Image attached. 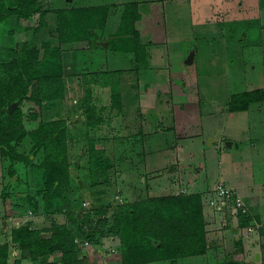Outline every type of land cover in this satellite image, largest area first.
<instances>
[{
    "label": "rangeland",
    "instance_id": "1",
    "mask_svg": "<svg viewBox=\"0 0 264 264\" xmlns=\"http://www.w3.org/2000/svg\"><path fill=\"white\" fill-rule=\"evenodd\" d=\"M40 1L44 8L111 3L105 25L95 28L97 41L109 45L73 50L61 43L72 49L64 52L65 96L40 111L41 119L65 123L62 142L71 170L58 186L70 202L64 201L54 212L43 211L44 198L38 192L41 169L36 165L42 154L32 150L29 137L24 136L18 148L30 154V162L0 153V242L11 240L15 226L29 224L49 236L52 221L69 222L67 212L77 216L89 205L107 206L104 215L94 214L97 241L83 244V239L75 238L87 264H112V248L119 243L113 219L120 203L195 191L206 199L209 187L220 180L231 182L234 176L239 181L250 178L252 185L261 181L256 189L264 195V100L251 102L246 110L228 109L237 92L264 87V0ZM38 17L35 13L34 21L24 24L37 25ZM56 23L50 12L48 25L40 31L28 28L10 34L14 17L0 20V58H5L7 46L23 40L36 45L58 40ZM135 38L145 45L147 66L136 64ZM191 50L195 54L189 62ZM88 88L94 114L100 117L89 126ZM28 105L18 106L26 127L32 128L39 118L31 119ZM228 140L232 148L226 145ZM92 142L105 155L106 163L96 170L88 157ZM5 186L11 198L9 214L2 198ZM27 195H35L37 210ZM218 210L225 216V209ZM217 221L222 222L219 214ZM236 232L241 237L248 234L242 226ZM220 252L224 256L214 264H228L229 254ZM57 257L34 260L27 249L13 243L9 254L11 264L15 260L46 264Z\"/></svg>",
    "mask_w": 264,
    "mask_h": 264
},
{
    "label": "trees",
    "instance_id": "2",
    "mask_svg": "<svg viewBox=\"0 0 264 264\" xmlns=\"http://www.w3.org/2000/svg\"><path fill=\"white\" fill-rule=\"evenodd\" d=\"M110 5L111 3H102L44 8L40 0H0V20L12 15L16 21L8 29L10 34L15 30L18 32V29L28 28L38 32L48 25V13L56 15L55 33L58 40H42L39 45L23 40L14 46H7L5 58H0V153L13 161L30 162V154L21 152L18 148L26 136L32 143V150L42 154L36 165L41 169L42 186L38 188V192L43 195L45 213L58 210L64 201L70 202L68 195L60 193L63 191H59L58 182L68 179L71 169L67 149L62 142L64 121L58 118L41 119L40 111L44 105L64 98V52L71 48H92L98 44L95 28L105 25ZM35 13L39 14L38 24H24V21H34ZM134 40L136 64L139 67L147 66L145 45L137 38ZM61 43L72 47L62 48ZM86 95V124L89 126L98 123L100 117L94 114V108L90 104V88ZM16 99H20V104H29L33 121L39 118L35 127H26L21 107H16L12 112L7 110L8 102ZM261 100H264V87L243 90L232 96L228 109L246 110L251 102ZM88 154L94 170L106 163L105 155L94 148L93 142ZM9 171L11 175L15 173L13 166ZM94 181L98 182L100 179L95 178ZM2 198L6 213L9 214L12 206L7 186L2 189ZM27 199L33 209L37 210L35 195H27ZM107 210V206L89 205L77 216H74L73 211L67 212L69 222L52 221L48 227L51 230L49 236L41 235V229L29 224L13 227L11 240L0 242V264H11V243L22 250L27 249L28 255L34 260L40 256L58 255L46 264H87L86 257L79 255L80 245L75 237L97 241V225L93 226L92 222L94 214L104 215ZM246 216L239 217L237 226L248 224L249 217ZM113 220V235L118 236L119 243L117 252L113 253L115 262L112 264H179L181 258L204 254L209 248L203 193L199 191L169 193L120 203ZM86 225L88 230L85 229ZM13 264H19V261L15 260Z\"/></svg>",
    "mask_w": 264,
    "mask_h": 264
},
{
    "label": "crops",
    "instance_id": "3",
    "mask_svg": "<svg viewBox=\"0 0 264 264\" xmlns=\"http://www.w3.org/2000/svg\"><path fill=\"white\" fill-rule=\"evenodd\" d=\"M232 147L233 142L229 148ZM249 179L250 178L240 177L239 181L237 176H234V179L230 180L231 182L228 180L223 181L233 186L237 193L248 204L249 212L247 216L249 217V222L247 225L256 222L264 223V195L262 190L259 192L256 189V186H261L263 184H261L260 181L252 185ZM212 187L208 188L209 192ZM225 210H228V208ZM225 210L223 211L226 213L224 216L214 207L212 208L209 205H204L209 248L204 254L186 256L181 258V260L183 259L193 263L198 259L202 260L204 262L203 264H214L219 262L224 256L220 251H224L226 255L229 254L227 257L231 259L229 263L232 262V264H264V246L262 245L264 240V229L262 228L259 232L252 230L246 234L245 237H241L239 233L236 232L238 231L236 220ZM218 214L219 221H222L221 223H218V221L216 222V219L218 220ZM233 226L237 228L236 231H234ZM207 257L209 258L208 263Z\"/></svg>",
    "mask_w": 264,
    "mask_h": 264
},
{
    "label": "built area",
    "instance_id": "4",
    "mask_svg": "<svg viewBox=\"0 0 264 264\" xmlns=\"http://www.w3.org/2000/svg\"><path fill=\"white\" fill-rule=\"evenodd\" d=\"M204 205H209L216 210L228 208L229 215L236 220L238 225V220L241 215H248L249 208L245 200L237 193L236 189L227 184L225 181L220 180L211 188L210 196L206 199L203 198ZM239 227V226H237ZM264 228V223L256 222L251 225L242 226L243 233H249L252 230L260 231ZM239 229V228H238ZM76 241H78L75 238ZM88 243V240H84L83 244ZM118 245V244H117ZM116 249H113V253L117 252Z\"/></svg>",
    "mask_w": 264,
    "mask_h": 264
},
{
    "label": "water",
    "instance_id": "5",
    "mask_svg": "<svg viewBox=\"0 0 264 264\" xmlns=\"http://www.w3.org/2000/svg\"><path fill=\"white\" fill-rule=\"evenodd\" d=\"M97 43H99L100 45H103V46H105V47H107V46L109 45V44H108V41H101V40H98ZM194 54H195V51H194V50H191V52H189V54H188V57H187L188 59H187V61L191 62V61L193 60ZM19 103H20V99H16V100H13V101H9V102H8V105H7V110H8L9 112H12L13 109H14L16 106L19 105ZM226 145H227L228 147H231L232 142L228 140V141L226 142ZM233 229H234V231H236L237 228H236L235 226H233ZM256 256H257V255H256Z\"/></svg>",
    "mask_w": 264,
    "mask_h": 264
}]
</instances>
